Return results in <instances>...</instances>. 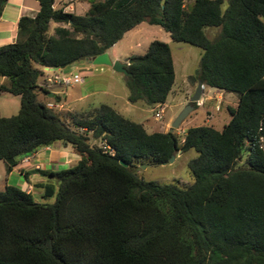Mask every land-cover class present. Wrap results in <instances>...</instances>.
Returning a JSON list of instances; mask_svg holds the SVG:
<instances>
[{"label": "trees", "instance_id": "trees-1", "mask_svg": "<svg viewBox=\"0 0 264 264\" xmlns=\"http://www.w3.org/2000/svg\"><path fill=\"white\" fill-rule=\"evenodd\" d=\"M52 1L37 0L32 15L17 17L14 38L0 43V90L18 95L16 110L0 114V158L6 173L53 141L78 157L36 166L56 178L32 182L50 201L4 182L0 264H264V0H87L81 13ZM143 19L200 47L194 79L236 94L219 128L187 125L178 141L173 130L148 131L106 102L72 111L36 97L37 87L48 90L38 85L41 66L106 50ZM49 20L68 26L48 33ZM206 26L216 28L210 36ZM127 57L126 98L162 102L174 76L167 42L152 38ZM176 148L194 150L188 183L135 172Z\"/></svg>", "mask_w": 264, "mask_h": 264}, {"label": "rangeland", "instance_id": "rangeland-1", "mask_svg": "<svg viewBox=\"0 0 264 264\" xmlns=\"http://www.w3.org/2000/svg\"><path fill=\"white\" fill-rule=\"evenodd\" d=\"M60 1L68 2L70 0H58V2ZM84 1L87 4L88 1ZM183 1L188 2L190 0ZM223 5L224 1L220 6ZM215 29L214 26L204 27L207 36H210ZM152 38L167 42L174 71L172 83L162 102L148 104L142 99L129 101L126 98L127 87L124 83V74L121 71L114 70L105 64L88 63L83 58H76L68 62L63 68L66 67V70L78 72L80 75L78 81L68 84L50 82L45 86L48 90L56 89V92L61 94L53 107L59 110L84 111L102 101L110 104L123 115L141 122L148 131L167 129L171 118L188 101L195 87L196 79L192 74L197 66L200 47L185 40L173 39L159 24L149 23L143 19L124 30L121 36L106 50L111 59L118 58L123 63L130 58L127 57L129 54L142 52ZM39 79L42 80L41 74ZM40 88L37 87L36 97L44 101L47 99L52 100L50 95L47 92H42ZM88 90H90L89 93L76 96L79 92ZM235 101L236 94L234 92L202 83L198 96L194 100L195 105L193 106L192 103L180 122L172 128L178 141L181 140L184 128L187 125L208 123L219 128L228 117L227 105H233ZM17 103L16 94L0 90V114L13 113L16 110ZM156 111L158 115L155 114ZM88 141L99 142L97 138L90 135ZM50 147V149L47 148L48 150H38L34 154L39 166L63 167L74 162L78 157V154L68 142L53 141L50 143ZM193 154L194 150L192 148L186 150L176 148L173 157L169 161L162 163L139 162L135 167V172L143 178L173 180L178 184H185L191 180L186 160ZM243 155L237 164L243 163ZM29 161L32 162V158H29L27 162ZM36 179L48 180L54 185L56 182L53 175L37 170L34 162L33 166L28 168L26 175H23L18 168L5 173L0 158V187L4 182H10L23 188L32 189L31 193L35 200L50 201L52 195H42L41 188L32 185L33 180Z\"/></svg>", "mask_w": 264, "mask_h": 264}, {"label": "crops", "instance_id": "crops-1", "mask_svg": "<svg viewBox=\"0 0 264 264\" xmlns=\"http://www.w3.org/2000/svg\"><path fill=\"white\" fill-rule=\"evenodd\" d=\"M87 4H88V2H87ZM87 4H86V1H84V0H70L68 2H65V1L64 2L63 1L58 2V0H53L52 1V5L53 6L62 5L63 9L72 10V11H74L76 13L83 12V10L86 8ZM37 7H38L37 0H5L3 5H2V8L0 10V43L6 42V41H10V40H12L14 38L16 20H17V17L20 14L25 13V14L32 15L35 12V10L37 9ZM79 7H80V9H79ZM55 25L68 26L67 22L57 21V20H49L48 24H47L46 31L48 33H52L53 27ZM110 45H112V44H110ZM107 53H108V51H107ZM83 59L86 60L88 63H91L88 60V57L83 58ZM105 65L110 66L108 64H105ZM3 79H4V76L0 75V81L3 80ZM50 91L52 93V92H56L57 90L56 89H53V90L51 89ZM89 91L90 90L84 91V92H79L76 96H80L82 94L85 95V94L89 93ZM17 99H18V95H17ZM38 99H40V98H38ZM17 105H18V103H17ZM4 115H6V114H4ZM228 116H229V114H228ZM47 148L48 149L51 148L50 144L40 146L39 148H37L36 150L32 151L31 153L26 154L25 156H22L20 158V160L17 162V164L12 166L11 169H15L16 170V168H19V166H21L24 169L28 170V168L30 166H33V162H34L35 166L41 167L37 163V160H35L34 154L37 153L38 150H42V149L48 150ZM29 158H32V162H30V161L27 162ZM36 180H33V181H36ZM25 189H27V188H25ZM29 190L31 191L32 189H29Z\"/></svg>", "mask_w": 264, "mask_h": 264}, {"label": "water", "instance_id": "water-1", "mask_svg": "<svg viewBox=\"0 0 264 264\" xmlns=\"http://www.w3.org/2000/svg\"><path fill=\"white\" fill-rule=\"evenodd\" d=\"M73 60V59H72ZM88 60L91 63H95V64H108L110 65V67L114 70H118L121 71L123 74H125L127 71L125 69V67L122 64V61H120L118 58H113L111 59L107 53L106 50H103L101 52H98L90 57H88ZM130 58L127 59V61H129ZM71 60L64 62V63H60L58 66L63 67L65 64H67L68 62H70ZM202 86V82L199 78L196 79V83H195V87L191 93V95L189 96L188 101L183 105V107L171 118L169 125L167 127L168 130H172L173 127H175L180 120L182 119L183 115L186 113V111L192 106V101H194L196 99V97L198 96V92L200 90ZM48 94L51 93L50 90L47 91ZM173 157V153H170L169 156L167 157L166 160H162V162L165 161H169L171 158ZM118 162H120L121 164H125V162L123 160H121L120 158H118Z\"/></svg>", "mask_w": 264, "mask_h": 264}, {"label": "built area", "instance_id": "built-area-1", "mask_svg": "<svg viewBox=\"0 0 264 264\" xmlns=\"http://www.w3.org/2000/svg\"><path fill=\"white\" fill-rule=\"evenodd\" d=\"M41 68H42V72H41L42 80L39 79L38 84L41 85L42 87H45L50 82L58 83V84H68L71 82H76L80 79V75L78 74V72L73 70H66L60 66L43 65L41 66ZM44 103L47 106H53L56 104L55 101L49 99L45 100ZM155 114L158 115V112L156 111ZM260 141L261 142L264 141V138L260 137ZM262 148L264 150L263 144H262Z\"/></svg>", "mask_w": 264, "mask_h": 264}, {"label": "clouds", "instance_id": "clouds-1", "mask_svg": "<svg viewBox=\"0 0 264 264\" xmlns=\"http://www.w3.org/2000/svg\"><path fill=\"white\" fill-rule=\"evenodd\" d=\"M48 91V90H47Z\"/></svg>", "mask_w": 264, "mask_h": 264}]
</instances>
